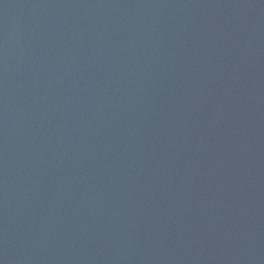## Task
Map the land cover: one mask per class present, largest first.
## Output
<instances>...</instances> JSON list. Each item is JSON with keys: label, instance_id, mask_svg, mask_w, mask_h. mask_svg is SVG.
I'll return each instance as SVG.
<instances>
[{"label": "water", "instance_id": "95a60500", "mask_svg": "<svg viewBox=\"0 0 264 264\" xmlns=\"http://www.w3.org/2000/svg\"><path fill=\"white\" fill-rule=\"evenodd\" d=\"M0 264H264V0H0Z\"/></svg>", "mask_w": 264, "mask_h": 264}]
</instances>
